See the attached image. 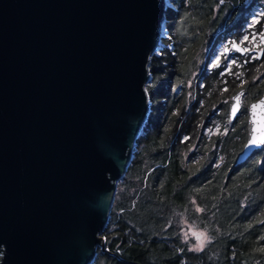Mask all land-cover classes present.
Segmentation results:
<instances>
[{"label":"water","instance_id":"1","mask_svg":"<svg viewBox=\"0 0 264 264\" xmlns=\"http://www.w3.org/2000/svg\"><path fill=\"white\" fill-rule=\"evenodd\" d=\"M167 12V0H0V264H92L105 249ZM246 110L233 168L264 147V88Z\"/></svg>","mask_w":264,"mask_h":264},{"label":"trees","instance_id":"2","mask_svg":"<svg viewBox=\"0 0 264 264\" xmlns=\"http://www.w3.org/2000/svg\"><path fill=\"white\" fill-rule=\"evenodd\" d=\"M246 1L172 0L174 49L164 39L151 59L148 118L92 264H264V147L233 168L246 141L245 107L240 129L206 131L226 127L237 90L245 88L248 106L264 88V44L260 58L223 52L239 64L229 72L226 60L207 69L221 41L264 30V15L246 28ZM189 225L207 230L202 247L186 237Z\"/></svg>","mask_w":264,"mask_h":264},{"label":"rangeland","instance_id":"3","mask_svg":"<svg viewBox=\"0 0 264 264\" xmlns=\"http://www.w3.org/2000/svg\"><path fill=\"white\" fill-rule=\"evenodd\" d=\"M167 2L169 3L168 4V8L170 7H173L174 4L172 2V0H167ZM250 11H248L247 13V22L245 24L246 28L250 29L253 27L254 24H257L258 21L261 20V18L263 17L264 15V4H260V3H257L255 6H252L250 9ZM264 30H262L261 32H258L256 30H252V34L251 36H248V33L246 32L243 37L241 38L242 42L243 43H240L241 40L239 41V43L245 48L247 49V47L250 46V50L253 51L254 50V47L258 44V48H256L258 51L261 50V47L262 45L264 44ZM245 37H247V39H245ZM164 39H168L169 42H164L165 44H167V47L168 49H170L172 51V49H174V47L172 48V45H171V42H170V34L167 32L166 34L164 33V35L162 34V43L159 45V47L155 50V52L153 53V55H159L160 54V51L162 50V46H163V40ZM235 42L233 39H228L226 41H221V43H219V45H217L214 53L211 55V58H210V61H209V64H208V71L210 69H213L215 66H218L220 63L223 62V60H226V63H227V69L226 70H223V73H226V72H229L230 71V67L234 64H238L237 62V59L233 58V57H228L226 59H224L222 53L225 52L228 48H230V46L232 45V43ZM161 47V48H160ZM172 48V49H171ZM247 53V52H246ZM258 52H253L249 57L251 59H253L256 54ZM152 55V57H153ZM233 60V61H232ZM239 65V64H238ZM238 74V73H237ZM259 76V75H258ZM261 77V75L259 76ZM150 80H151V77H150ZM150 80L148 81L147 83V86L150 84ZM200 81L196 82V83H199ZM188 84L189 85H192L196 88V85H194L192 79H189L188 81ZM189 93V91H188ZM247 103H248V98L245 97L244 98V107L247 109ZM243 111V110H242ZM242 117L243 116V113H240L239 117ZM228 119V114L226 113V116H225V120L226 122L230 125H226L225 124V128H220V126H214L212 129H210L209 131L206 130L207 132L209 133H214L216 134L219 131H225V130H236V126L238 125L237 121L234 122V123H229V121L227 120ZM235 124V125H234ZM237 128L240 129V126H237ZM186 138V136H183L182 139L184 140ZM133 153H134V149H133ZM184 233L185 235H187L186 237L187 238H190L192 239V242L194 244L195 247L197 248H200L203 246V244L208 240L209 238V235H208V232L207 230L203 229V228H200V227H196V226H191L189 225L187 227L186 230H184ZM200 234H203V235H200ZM199 237V239L197 238Z\"/></svg>","mask_w":264,"mask_h":264},{"label":"flooded vegetation","instance_id":"4","mask_svg":"<svg viewBox=\"0 0 264 264\" xmlns=\"http://www.w3.org/2000/svg\"><path fill=\"white\" fill-rule=\"evenodd\" d=\"M257 3H260V4H262V3H264V0H247L246 1V6H250V8L252 7V6H255ZM249 8V9H250ZM229 49V48H228ZM261 50L263 51V49L261 48ZM251 51V50H250ZM247 52L245 55H243V56H247L248 55V57L254 52V51H256V52H258V50L257 49H255V50H253V51H251V52ZM225 53H226V51H225ZM231 53H233V51H231V50H228V52L226 53V54H231Z\"/></svg>","mask_w":264,"mask_h":264},{"label":"snow or ice","instance_id":"5","mask_svg":"<svg viewBox=\"0 0 264 264\" xmlns=\"http://www.w3.org/2000/svg\"><path fill=\"white\" fill-rule=\"evenodd\" d=\"M262 35H264V34H262ZM245 39H247V37H245ZM238 50H240V49H238ZM244 51H246V49ZM236 99L239 100V96ZM252 107H253V109H255V108L258 107V105H253ZM233 112H235V108L233 109ZM253 143H256L258 146L259 145H264V138H262V139L257 141L256 138L254 137L253 138ZM200 235H203V234H200ZM197 238L199 239V237H197Z\"/></svg>","mask_w":264,"mask_h":264},{"label":"built area","instance_id":"6","mask_svg":"<svg viewBox=\"0 0 264 264\" xmlns=\"http://www.w3.org/2000/svg\"><path fill=\"white\" fill-rule=\"evenodd\" d=\"M167 32L169 33L168 28H167V24H166L165 28L162 30V34L164 35V33L166 34ZM170 38H171V36H170ZM240 43H243L242 40H241ZM171 45H172V48H173L174 46H173V43H172V42H171ZM160 48H161V47H160ZM172 48H171V49H172ZM256 48H258V44L254 47V50H255ZM246 51H250V46L247 47ZM250 52H251V51H250ZM254 52H255V51H254ZM232 61H233V60H232Z\"/></svg>","mask_w":264,"mask_h":264},{"label":"clouds","instance_id":"7","mask_svg":"<svg viewBox=\"0 0 264 264\" xmlns=\"http://www.w3.org/2000/svg\"><path fill=\"white\" fill-rule=\"evenodd\" d=\"M239 42V41H238ZM246 52H249V51H246Z\"/></svg>","mask_w":264,"mask_h":264},{"label":"bare ground","instance_id":"8","mask_svg":"<svg viewBox=\"0 0 264 264\" xmlns=\"http://www.w3.org/2000/svg\"><path fill=\"white\" fill-rule=\"evenodd\" d=\"M169 4V3H168ZM162 38V37H161Z\"/></svg>","mask_w":264,"mask_h":264}]
</instances>
